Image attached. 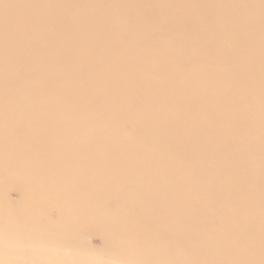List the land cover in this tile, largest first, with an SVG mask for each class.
Returning <instances> with one entry per match:
<instances>
[{
	"label": "bare ground",
	"instance_id": "obj_1",
	"mask_svg": "<svg viewBox=\"0 0 264 264\" xmlns=\"http://www.w3.org/2000/svg\"><path fill=\"white\" fill-rule=\"evenodd\" d=\"M0 227L264 264V0H0Z\"/></svg>",
	"mask_w": 264,
	"mask_h": 264
},
{
	"label": "rangeland",
	"instance_id": "obj_2",
	"mask_svg": "<svg viewBox=\"0 0 264 264\" xmlns=\"http://www.w3.org/2000/svg\"><path fill=\"white\" fill-rule=\"evenodd\" d=\"M36 235L37 236H32L31 232H25L21 229L17 232H13L4 230L0 227V264H22L21 262H17L15 257L18 258L20 255L24 256V254L27 258L26 264H38L40 260H42L40 264H47L46 261H50L52 264H110L108 261L112 258L110 254L99 250L100 247L102 249L105 246V242L91 233L87 235L85 239L76 240L75 246H77L76 248L78 249H67L71 252L74 250L76 257L73 258V260L68 259L65 254L69 251L66 252L65 250L61 254L59 253V255L45 253L42 248L54 247L52 245H54V243L56 245V237L48 239L44 234ZM46 244L51 246H46ZM80 246H82L81 249H79ZM87 255L96 258V260H91L90 263H88L89 260H86L88 257ZM77 257H83L85 261L77 263Z\"/></svg>",
	"mask_w": 264,
	"mask_h": 264
}]
</instances>
